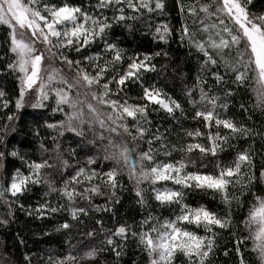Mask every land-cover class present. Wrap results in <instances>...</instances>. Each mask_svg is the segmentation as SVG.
<instances>
[{
  "label": "snow or ice",
  "instance_id": "snow-or-ice-1",
  "mask_svg": "<svg viewBox=\"0 0 264 264\" xmlns=\"http://www.w3.org/2000/svg\"><path fill=\"white\" fill-rule=\"evenodd\" d=\"M176 5L181 17V25L176 30L180 42L186 41L203 54L197 74L199 100L190 98L188 103L194 109L192 119L201 121L208 131L202 132L199 127L182 130L188 137H206L207 145H177L170 143L159 129L151 131L149 104L158 105L170 115L177 110L183 113L182 105L177 100L162 94L160 89L153 86H144L140 80L142 71L154 70L151 59L160 53H146L142 58L139 53L127 56L126 67H122L126 54L117 42L109 39L114 24L163 12L164 0H96V3L87 6L68 3L57 5L52 0H0V25L6 26V51L0 59L7 60L5 71L19 73L16 77L19 95L15 98V108L21 109L26 102V93H30L34 95L31 107H51L53 113L64 114L63 119L46 123V126L57 133L52 140L60 166L73 169L66 178L61 176L57 186L50 179V174L43 172V169L53 168L54 164H50L48 159L25 160L21 156L20 160L27 172L17 168L10 182L0 186V199L5 198L7 193L12 197L24 195L30 190V185H44L46 190L43 196L56 194L60 202L57 206H52L48 200L38 203L35 211L40 216L64 208L71 221L83 223L79 217L88 216L90 211H112V204L119 202L117 189L123 187L119 179L121 170L126 169L129 179L137 185L135 194L139 204L143 206L147 203L145 192L139 187L147 182L152 186L155 201L160 205L176 204L180 209L178 214L173 213L171 218L163 220L148 213L139 222V231L127 224L117 226L114 231L105 229L103 221L97 219L96 224L104 235L101 247H92L82 256L69 253L56 260L49 257L48 264L95 261L99 253L104 251H111L119 258L124 250L123 241L127 240L129 234L137 239L138 246L146 252L148 264H212L211 257L218 234L214 229L232 227L231 204L236 202L239 207H243L240 198L246 195H250L251 199L242 223L248 229V235L238 237L232 251L237 264H248L245 258L248 249L242 250L241 245L251 240V251L257 254L259 264H264V190L257 194L254 188L257 180L264 185V165L260 167L257 177L253 162L256 152L251 148L237 151L232 161L217 163L216 174L183 171L186 163L191 162L190 159L186 161L184 156L193 149H198L203 155L216 157L225 147L236 149L231 141L252 135H262L264 138V134L253 133L251 128L244 124L238 125L226 117L230 98L234 95L231 85L239 88L249 80L259 85L257 107L264 110V7L257 9L254 0H176ZM186 17L191 18L193 25L197 26L194 30L185 22ZM172 32L167 24L157 25L155 38L167 43ZM93 45H99V50L89 52ZM203 76H210L214 85L208 84L207 79H202ZM129 80L141 82L142 99L146 103H129L126 94L121 95ZM213 87L217 90L213 91ZM186 95L191 97V90ZM9 103L5 91L0 89V108L7 109ZM240 108L247 111L243 103ZM14 119L15 114L7 115V121L12 122ZM221 127L227 130L223 135ZM2 131L7 134V124ZM65 132L80 137L81 144L90 133L92 138L88 143L93 146L98 144L102 157L89 156L86 164L78 161L74 166L70 165L60 152L61 145L58 142ZM140 144H147L148 147L138 151ZM154 144L156 147H153ZM40 147L48 151L43 143ZM65 151L72 158L76 155L75 149ZM173 151H179L184 156L174 163H163L156 159L161 153L170 156ZM5 155V152L0 151V158ZM8 155L17 156L18 153L13 151ZM261 155L264 158V153ZM102 161L111 162L112 166L107 170L90 167ZM160 181H171L179 187H155ZM193 187L220 194L228 211L220 215L204 206L191 207L184 203V189ZM97 196L105 197L104 205L94 203V197ZM78 199L84 203L78 205ZM19 206L24 208L23 204ZM28 214L31 215V211ZM71 227V222L65 220L58 225L57 230ZM199 228H203L204 235L194 230ZM85 235L95 237L97 233L91 230ZM113 237H119L121 243H116ZM224 255L228 256L229 251L225 250ZM24 259L29 261L28 255Z\"/></svg>",
  "mask_w": 264,
  "mask_h": 264
},
{
  "label": "trees",
  "instance_id": "trees-1",
  "mask_svg": "<svg viewBox=\"0 0 264 264\" xmlns=\"http://www.w3.org/2000/svg\"><path fill=\"white\" fill-rule=\"evenodd\" d=\"M53 3L60 5L68 3L70 5L87 6L90 3H96V0H52ZM165 9L163 12H154L149 16H144L141 19H129L121 24H114L110 30V41L118 43L119 47L124 50L126 59L122 67H126L127 56L135 54H155L151 59L154 70L142 71L141 82L144 86H153L162 91V94L177 100L183 108V113L179 110L173 115L166 113L160 109L158 105L149 104L148 116L151 120L149 126L152 132L159 129L170 143L177 145H187L188 143H203L207 145L206 137H188L184 130H195L200 128L202 132L208 130L203 127L201 121L192 119L194 115L193 107L188 103V100H199V86H197V74L200 71V66L203 61V54L196 51L186 41L181 43L179 34L176 31L181 25V17L178 13L176 0H164ZM203 2V0H201ZM256 8L264 7V0H254ZM111 15V13H108ZM214 19V18H213ZM185 22L190 29H195L191 18H185ZM167 24L172 30V36L164 43L155 38V28L157 25ZM6 36V26L0 25V57H3L6 51L4 39ZM99 50V45H93L89 52ZM164 53H167L165 55ZM87 54V53H85ZM75 55V54H73ZM233 55L235 53L233 52ZM7 63L6 59H0V89L5 91L6 98L10 103L7 109L0 108V151L5 152L4 158H0V186H6L10 182L12 173L20 168L21 171L27 172V168L22 164L20 157L25 160H37L41 158L48 159L50 164H54L53 168L43 169V172L50 174V179L57 183L63 175L65 178L72 172V167L62 168L57 153L54 149L52 137L57 133L48 129L46 123H54L64 118L63 113H53L51 107L33 108L31 103H25L24 106L17 110L15 108V98L19 95V82L16 77L19 73L5 71L4 66ZM202 79H207L208 84H213L214 81L210 76H203ZM141 82H126L124 93L126 94L129 103H146L142 99L143 91ZM111 87L115 88V85ZM206 87V86H205ZM234 89V95L230 98L231 103L226 112V117L233 119L235 123L244 124L253 130V133L264 134V110L257 107L259 103L257 99V90L259 85L254 81L249 80L243 86L237 88L236 85H231ZM191 90L192 96L186 95ZM217 89L213 87V91ZM49 102H45L48 104ZM92 103H95L92 101ZM245 104L247 111L240 108V104ZM198 107L200 105H197ZM66 108V106H65ZM156 109V110H154ZM67 110V108H66ZM85 111H87L85 109ZM218 111H222L218 109ZM9 113L15 114V119L12 122L7 121ZM224 113L222 112V115ZM131 118H129L130 120ZM179 121V123H178ZM8 125V131L5 135L2 131L5 125ZM86 127V126H85ZM167 130V131H166ZM215 131V129H213ZM39 133L38 135L36 133ZM221 134H225L227 130L221 127ZM91 134H88L87 140L81 144V138L73 133L65 132L63 137L58 138L60 143V152L64 154V158L68 159L69 164L74 166L78 161L86 164L87 157H102L103 153L99 149V145L93 146L88 143ZM43 143L48 151L41 149L40 144ZM236 145V149L225 147V150L218 152L216 157L211 155H203L198 149H193L192 152L184 156L179 151H173L170 156L159 154L156 159L163 162H176L184 156L185 160L191 162L186 163L183 170L187 172H199L202 174H216L218 169L217 163L227 164L232 161L237 151L245 148H251L256 152L253 162L255 164V172L259 176V169L264 165V158L261 153H264V138L262 135H252L248 138H239L231 141ZM147 144H140L139 150L146 149ZM153 147H156L154 144ZM65 149H75L76 155L74 158L68 155ZM17 152V156L8 155L11 152ZM111 162L102 161L100 164H94L90 167H103L107 170L111 167ZM120 182L123 187L117 189V197L119 202L112 204V211L95 212L90 211L88 216H80L79 221H71L68 211L64 208L52 213L47 212L40 216L36 211V205L43 203L45 200L52 206H57L60 202L56 194L45 197L43 192L46 190L44 185L29 186V191L24 195L12 197L7 193L5 198L0 199V264H48L49 257L53 260L63 258L71 253L72 255L82 256L83 253L92 247H101V242L104 235L100 230V226L96 224V220H102L105 229L115 230L121 224L133 225V230L139 231V222L151 213L153 217L171 218L173 213H179V206L160 205L155 201L154 195L151 192V185L147 182L139 187L144 190L147 203L139 204L138 197L135 194L137 187L134 180H130L128 171L121 170ZM165 182V183H164ZM155 187L178 188L171 181H163L155 185ZM255 191L260 194L264 190V185L259 181L254 184ZM231 190V188H230ZM184 203L191 207L204 206L207 210L223 215L228 211V207L224 204L220 194L214 193L212 190L201 189H184ZM239 195V193H237ZM250 195L240 198L243 207H239L236 202L231 204L232 227L229 229H214L218 234L215 237L216 248L211 257L212 264H237V258L232 251L237 242L238 237L247 236L248 229L242 223L247 214L249 207L248 201ZM67 203V201H64ZM78 205L84 201L77 200ZM94 203L104 205L105 197H94ZM23 204L24 208L19 205ZM10 205V208H9ZM29 206H31L29 208ZM31 211V215L28 212ZM65 220H69L72 227L69 229L57 230L58 225ZM95 230V237L85 235L88 231ZM200 235H204L203 228L194 229ZM116 243H121L119 237H113ZM123 254L117 258L111 251L99 253L98 259L82 260L80 264H148L146 252L142 251L138 246V241L130 234L126 241H123ZM252 241L247 240L241 245L242 250L245 248V258L248 264H259L257 254L251 251ZM228 250L229 255L225 256L224 251ZM28 255L29 261H25L24 257Z\"/></svg>",
  "mask_w": 264,
  "mask_h": 264
},
{
  "label": "rangeland",
  "instance_id": "rangeland-1",
  "mask_svg": "<svg viewBox=\"0 0 264 264\" xmlns=\"http://www.w3.org/2000/svg\"><path fill=\"white\" fill-rule=\"evenodd\" d=\"M25 38L27 39V37H25ZM40 47H42V45ZM44 63L47 64V61H45ZM56 66H59V65L57 64ZM33 100H34V95H32L30 93H26V102L25 103H31ZM159 183H163V181L157 182V184H159Z\"/></svg>",
  "mask_w": 264,
  "mask_h": 264
}]
</instances>
